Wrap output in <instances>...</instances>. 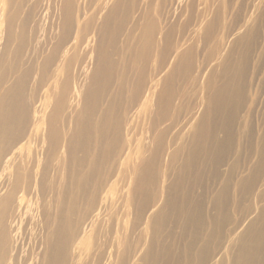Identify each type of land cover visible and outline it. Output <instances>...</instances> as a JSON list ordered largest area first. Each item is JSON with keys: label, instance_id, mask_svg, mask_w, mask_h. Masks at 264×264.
<instances>
[{"label": "bare ground", "instance_id": "obj_1", "mask_svg": "<svg viewBox=\"0 0 264 264\" xmlns=\"http://www.w3.org/2000/svg\"><path fill=\"white\" fill-rule=\"evenodd\" d=\"M239 1L0 0V264H264Z\"/></svg>", "mask_w": 264, "mask_h": 264}, {"label": "rangeland", "instance_id": "obj_2", "mask_svg": "<svg viewBox=\"0 0 264 264\" xmlns=\"http://www.w3.org/2000/svg\"><path fill=\"white\" fill-rule=\"evenodd\" d=\"M240 1H242V0H240ZM240 1H239V3H240ZM250 2H251V0H249ZM249 4H248V2L245 4V7H247ZM260 85H263L264 86V81L263 82H260L259 83ZM254 99H255V97H253ZM260 99L262 100V102H264V87H263V90H262V95H261V97H260ZM260 109L262 108V105L259 107ZM264 109V108H263Z\"/></svg>", "mask_w": 264, "mask_h": 264}]
</instances>
